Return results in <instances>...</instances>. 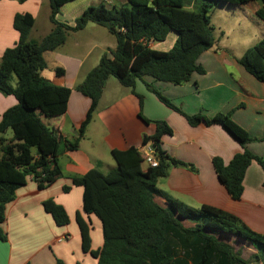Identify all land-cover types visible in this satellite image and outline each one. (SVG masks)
<instances>
[{
  "label": "trees",
  "instance_id": "1",
  "mask_svg": "<svg viewBox=\"0 0 264 264\" xmlns=\"http://www.w3.org/2000/svg\"><path fill=\"white\" fill-rule=\"evenodd\" d=\"M16 1L22 4L28 0ZM46 1L50 32L39 42L30 41L34 18L27 13L16 14L13 28L18 33V41L0 58V94L13 96L17 101L0 120V134L6 130L12 133L10 140L0 139L1 241L5 240L1 225L6 205L28 180L43 189L60 176L57 164L60 146L63 144L68 151L77 150L109 78H114L131 93L136 81L143 77L176 86L185 84L193 74H204L197 61L214 45L210 12L217 6H244L260 1L262 6L255 16L264 21V0H203L192 10L184 9L190 0H127V4L120 7H107L102 3L90 6L69 26L58 22L56 17L63 5L75 0ZM88 24L104 28L114 37L116 46L110 56L103 54L97 66L74 87L89 99V107L77 136L65 140L43 120L65 113L71 90L56 86L40 75L46 68L43 53L54 51L64 44L70 32L80 31ZM169 33H174L176 40L167 52L147 46L149 42H164ZM237 63L264 84V37L247 49ZM54 73L62 76L63 70L56 68ZM12 77L16 79L15 86L11 85ZM145 86L164 106L182 114L189 126H219L240 145L242 151L227 165L218 158L212 159L218 182L233 201H238L250 164L256 162L264 169V161L245 149L251 142L248 133L235 124L229 114L212 118L200 114L187 116L157 90L148 84ZM153 123V137L144 138L142 144L151 140L158 158L156 168L144 170L141 156L134 148L113 150L115 168L103 173L100 163H96L83 177L71 179L74 186L83 188L84 213L98 220L102 232L101 248L91 251L89 226L77 217L82 251L89 252L95 264H251L228 243L233 240L250 244L258 251L254 262L264 260V236L249 231L235 216L207 205L192 209L167 198L166 207H161L154 201L156 183L165 176L167 166L184 165L160 148L161 139L171 135L170 128L163 121ZM43 210L57 226L67 224L66 213L53 201H45ZM185 222L191 226H186ZM55 264L63 263L56 261Z\"/></svg>",
  "mask_w": 264,
  "mask_h": 264
},
{
  "label": "crops",
  "instance_id": "2",
  "mask_svg": "<svg viewBox=\"0 0 264 264\" xmlns=\"http://www.w3.org/2000/svg\"><path fill=\"white\" fill-rule=\"evenodd\" d=\"M43 1L28 0L20 4L16 0H0V58L18 41V33L13 28L14 16L27 13L35 19L44 6ZM101 3L107 7H120L125 6L127 0H75L61 7L56 19L72 26L86 8ZM247 6H250L249 13L255 16L262 4L253 1L241 7ZM255 24L257 31L251 33L254 44L264 37V21L258 20ZM42 30L48 34L51 28L46 31L43 27ZM219 34L220 38L215 40L213 47L198 58L204 74H193L185 84L176 86L143 77L136 81L131 93L109 79L105 82L77 150L68 151L63 144L60 146L57 158L60 176L43 189L28 180L15 192L14 200L6 205L1 225L5 240H0V264H55L56 261L95 264L90 253L81 249L77 217L89 226L91 251L102 246L101 226L94 216L84 213L83 188L74 186L71 179L83 177L95 168L96 163H100L103 173L115 168L111 152L129 148L138 151L144 138L153 137L154 121L165 122L171 130L170 136L161 139V150L184 165L167 166L165 176L156 183L154 201L161 207H166L167 198L192 209L211 206L235 216L249 231L264 236V169L256 162L250 164L242 180V195L238 201H233L218 182L212 159L218 158L227 165L235 154L242 151L240 145L219 126H189L182 114L164 106L145 86L150 85L187 116L200 114L212 118L217 114H229L251 138L245 149L264 161V84L237 63L254 44L245 46L236 54L219 41L228 34ZM108 36L111 35L104 28L88 24L80 31L70 32L65 43L54 51L43 53L46 68L40 75L56 86L71 90L65 113L43 120L65 140L77 136L89 107V99L76 92L74 87L97 66L103 54L110 56V51L115 49L116 44ZM42 38L37 40L30 31V41L39 42ZM175 40L176 37L169 50ZM160 43L149 42L147 46L156 50ZM56 68L63 70L62 76L55 75ZM16 104L13 96L0 94V120L2 114ZM8 134L11 135L8 137ZM1 138L10 140L11 131L0 134ZM64 188L68 190L64 191ZM49 200L62 207L68 219L66 225L57 226L50 214L43 210V203ZM185 224L191 226L188 222ZM232 241L228 243L244 260L247 259L241 252L243 249L252 254L251 258L259 254L250 244ZM250 263L264 264V260L260 258L254 262L253 259Z\"/></svg>",
  "mask_w": 264,
  "mask_h": 264
},
{
  "label": "rangeland",
  "instance_id": "3",
  "mask_svg": "<svg viewBox=\"0 0 264 264\" xmlns=\"http://www.w3.org/2000/svg\"><path fill=\"white\" fill-rule=\"evenodd\" d=\"M202 1L203 0L187 1L184 5V9L192 10L195 8L196 3H201ZM43 3L44 6L42 7L40 13L36 15L34 19L35 23L33 29L31 30L33 36L38 38L37 40L42 38L44 34H47L48 32L47 30H49L50 28L52 29L49 22L47 21V16L49 12L48 5L45 0L43 1ZM249 11H250V6L241 7V6H228L222 4L217 6L215 10L210 12L211 15L210 23L213 27L214 39L217 40L220 38V34H219L220 32H226L228 35L222 37L219 41L222 45L230 48L236 54H238L240 50H242L243 48H246L245 46H251V44H254L253 43L254 38L251 37V33L257 31L255 23L258 20L255 16L249 13ZM43 27H46V31H47L46 33H44V30H42ZM245 27H247V29H245ZM108 37L109 39H111V41H113V43H115V39L113 36H108ZM175 37L176 36L174 33H170L166 38V40L164 42H161L158 45V47H156V50L167 52L169 50L168 47L170 46L172 39H174ZM109 80L112 81L113 83L116 84L118 83L114 78H109ZM15 83H16V79L12 77L11 85L15 86ZM10 135L11 134H8V137ZM236 248L237 246H235V249ZM241 252L243 253L244 258L247 259V261L252 262L253 258H251L252 254H250V252L246 251L245 249H243ZM253 264H258V263H253Z\"/></svg>",
  "mask_w": 264,
  "mask_h": 264
},
{
  "label": "built area",
  "instance_id": "4",
  "mask_svg": "<svg viewBox=\"0 0 264 264\" xmlns=\"http://www.w3.org/2000/svg\"><path fill=\"white\" fill-rule=\"evenodd\" d=\"M141 156V165L143 169L156 168L158 166V158L154 146L151 142L142 144L138 150Z\"/></svg>",
  "mask_w": 264,
  "mask_h": 264
}]
</instances>
